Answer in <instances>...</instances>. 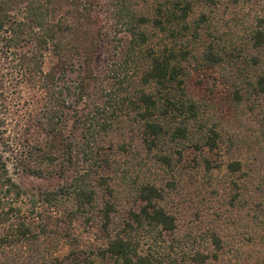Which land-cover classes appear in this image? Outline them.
<instances>
[{"label":"trees","instance_id":"trees-1","mask_svg":"<svg viewBox=\"0 0 264 264\" xmlns=\"http://www.w3.org/2000/svg\"><path fill=\"white\" fill-rule=\"evenodd\" d=\"M221 1L0 0V126L9 108L3 69L16 63V86L31 89L23 133L35 127L49 139L15 134L5 140L20 153L22 170L42 176L52 167L60 179L30 199V211L38 203L65 206L69 224L83 219L101 233L97 255L109 264H264V176L258 179L256 158L226 164L233 178L229 203L243 199L251 211L246 241H230L214 227L206 250L184 246L178 219L162 205L174 183L145 174L152 166L172 172L186 146H218L219 131L203 127L204 105L188 95L185 81L192 61L222 66L227 59L214 42L223 32L215 28ZM250 1L227 0V6ZM263 24L248 34L252 64L261 70L253 84L258 94H264ZM69 75H75L72 84ZM237 80L231 84L236 104L250 93V82ZM3 134L0 129V141ZM238 139L230 135L229 146ZM121 154L127 156L122 167L114 162ZM25 194L0 154V264H41L20 257L39 237L15 203ZM73 260L68 264H91Z\"/></svg>","mask_w":264,"mask_h":264},{"label":"rangeland","instance_id":"rangeland-1","mask_svg":"<svg viewBox=\"0 0 264 264\" xmlns=\"http://www.w3.org/2000/svg\"><path fill=\"white\" fill-rule=\"evenodd\" d=\"M215 12L219 14L215 20V28L223 32L220 38L214 37V42L226 50L227 59L222 66L192 61L188 67L185 89L191 98L203 103L205 120L202 125L206 129L219 131L218 146L213 150L207 146L198 149L186 146L180 155L176 154L180 160L176 162L172 172L169 169L160 171L154 166L145 168L146 177L158 178L159 175L164 183H174V189L167 190L162 205L178 219V235L189 250L197 246L206 250L205 236L214 227L222 229V233L228 235L230 241H246L243 234L246 224H250L248 214L251 211L243 199L237 200L233 206L229 203L232 195L230 181L233 179L226 170L229 161L240 159L244 164H249L256 158L261 175L258 179L264 176V139L261 136V129L264 127V94L253 90L255 77L261 70L252 64L253 52L248 42L249 32L260 20L264 21V0H252L233 8L227 6V0H222ZM221 12L224 13L223 16ZM259 29L264 31V24ZM121 54L120 51L119 58ZM101 58L102 56L100 59L97 57L94 61L96 71L100 68ZM261 58L264 59V48ZM4 62L6 61L1 62L2 65ZM15 64L8 63L5 68L7 71L3 69L6 76L5 104L9 108L3 114L4 124L0 126L5 133L0 141V154L7 165L8 174L26 193L15 203L20 207L21 214L28 215L27 221L33 232H39L38 238L31 244H26V248H21L20 257L24 260L32 258L41 264H68L71 259H75L73 262L85 260L91 264H109L111 262L108 259L102 260L97 255L103 244L101 233L84 223L83 219L69 224L64 212L65 206L50 208L38 203L33 212L30 211V199L33 196L37 199L38 193L45 189L56 188L60 179L50 173L52 167L45 166L42 176L22 170L18 162L22 160L18 159L20 153L5 140L14 139L15 134L17 137L18 134H24L32 142H47L49 139L35 127L27 134L23 133L20 123L30 110L28 97L31 89L30 85L16 86L17 80L11 70H14ZM228 75L233 76L231 82L226 80ZM74 77L75 75H69L67 82L72 84ZM234 80L250 82L246 85L250 93H245L238 104L232 100L234 87L231 84ZM230 135L239 138L233 147L227 141ZM103 153L107 154L109 150L106 149ZM114 156V162L121 167L127 161L125 154ZM204 160L208 161L209 168H206ZM126 199L125 196H120L121 204L126 205ZM241 236L243 237L239 238Z\"/></svg>","mask_w":264,"mask_h":264}]
</instances>
